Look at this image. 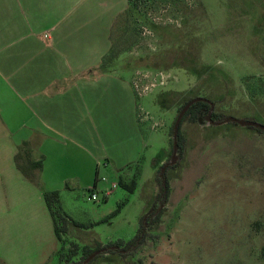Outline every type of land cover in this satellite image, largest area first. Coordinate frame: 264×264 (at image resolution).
I'll return each mask as SVG.
<instances>
[{"label": "rangeland", "instance_id": "rangeland-1", "mask_svg": "<svg viewBox=\"0 0 264 264\" xmlns=\"http://www.w3.org/2000/svg\"><path fill=\"white\" fill-rule=\"evenodd\" d=\"M112 44L116 57L100 71L128 78L135 90L138 116L145 120L138 162L121 175L104 162L99 175L113 180L110 186L102 181L88 189L70 180L58 190L71 220L59 241L43 184L25 177L9 151L13 138L4 133L0 264H264V132L227 121L264 124V0H136L118 18ZM197 97L209 99L217 117L209 120L206 112L183 122L182 150L172 165L171 126ZM28 152V146L19 151L26 167ZM166 163L170 192L162 203L157 169ZM120 177L137 179V190L117 186L105 196ZM121 202V211L108 219ZM160 205L165 211L149 225L143 245L111 251L123 250L119 242L135 238L142 216ZM33 210L41 219L29 225ZM16 214L24 220L13 230ZM100 243L97 255L99 250L85 255V246L95 250ZM73 244L78 254L67 260Z\"/></svg>", "mask_w": 264, "mask_h": 264}, {"label": "crops", "instance_id": "crops-1", "mask_svg": "<svg viewBox=\"0 0 264 264\" xmlns=\"http://www.w3.org/2000/svg\"><path fill=\"white\" fill-rule=\"evenodd\" d=\"M129 6L130 0H0V136H12L11 153L27 142L33 161L42 160L34 181L43 195L70 180L88 189L110 186L113 180L99 175L104 162L121 175L140 158L145 120L135 90L128 78L99 70ZM14 218L10 228L18 230L23 214ZM40 219L33 210L28 223Z\"/></svg>", "mask_w": 264, "mask_h": 264}, {"label": "trees", "instance_id": "trees-1", "mask_svg": "<svg viewBox=\"0 0 264 264\" xmlns=\"http://www.w3.org/2000/svg\"><path fill=\"white\" fill-rule=\"evenodd\" d=\"M136 0H130V5H132ZM130 7V6H129ZM122 15V14H121ZM120 15V16H121ZM119 16V17H120ZM118 17V18H119ZM116 23L115 25L117 24ZM114 25V28H115ZM112 37H113V33H112ZM116 57V53L114 52V46L112 44V48L110 50V52L108 53V55H106L104 57V59L102 60V63L99 67V70H103L104 67H102L105 64V61L107 60V58L112 59ZM190 57H192V55L190 54ZM193 100V99H191ZM191 100H189L188 102H186L183 107L188 104ZM212 105L211 103L208 102H196L194 103L189 110L186 112V114L184 115L183 119L181 120L180 123V127L177 131V133L175 132V121L176 118L171 126V132H172V137L171 138V150H170V155L172 158V154H173V147H174V136L176 135L177 137V143H178V154L180 155V152L182 150V146H183V134L181 133V126L183 124V122L186 119H191V120H197L200 115L202 113H210L212 111ZM180 108V111L182 110V108ZM211 116L212 117H217L216 114L211 112ZM223 122V121H222ZM259 129V128H258ZM260 131L264 132V130L259 129ZM29 144L27 142H25L22 146H28ZM29 147V146H28ZM22 148V147H21ZM20 148V149H21ZM20 151V150H19ZM20 154L18 152V154L16 155V161L18 164L19 169L22 171V173L25 174V176L27 178H29L30 180H35V175H34V171L37 169H41L43 166V162L42 160H38V161H33L30 155V152L27 153V160H28V167L24 166L23 164L20 163ZM166 164H163L162 166H160L157 169V172L159 173V182H160V191L157 194V199L159 201H161L162 203L165 202L168 199L169 196V192H170V185L166 179V173H164L162 171L163 167ZM168 169V167L166 168ZM29 170L32 171V173H28ZM118 184L120 187L126 189L129 193H134L138 187V181L137 179H133L131 182H126L125 180H123L121 177L118 180ZM44 198H45V202L46 205L49 209V212L52 216V220L54 223V230H55V234L58 238L59 241L62 240V234L63 233H67L68 231V227H69V223H70V218L68 217V215L63 211V208L61 206V199H60V192L58 190H54V191H46L44 192ZM125 204V202H121L118 206V208L107 218H111L113 216H115L116 214H118L121 211L122 206ZM163 205V204H162ZM160 205L158 207V209L156 210V206L153 207V209H150L149 211H147L141 218L142 222H141V226L140 229L138 231V234L135 236V238H133L130 241H123L121 240L119 243H123L124 247L123 250H120L119 247H117V249L112 248L111 251L112 252H129L131 250H136L137 248H139L141 245H143L146 241V237H147V230L149 225L153 224V223H157L159 222L161 216L164 213V208H162L163 206ZM106 218V219H107ZM74 225L77 226H85L84 224H80L76 221H72L71 222ZM102 244H98L97 249L93 250L88 246H85L83 251L85 253V255L87 257H89L91 254L95 253V251L100 250ZM79 251V246L77 244H73L68 256L66 257L67 260L72 259L75 255L78 254ZM62 257V256H61Z\"/></svg>", "mask_w": 264, "mask_h": 264}, {"label": "water", "instance_id": "water-1", "mask_svg": "<svg viewBox=\"0 0 264 264\" xmlns=\"http://www.w3.org/2000/svg\"><path fill=\"white\" fill-rule=\"evenodd\" d=\"M196 102H208V103H211L212 102L207 99V98H203V97H197V98H194L193 100H191L188 104H186L182 110L180 111V113L178 114L177 118H176V121H175V132L177 133L179 127H180V123H181V120L183 119L184 115L186 114V112L189 110V108ZM212 108H213V105H212ZM212 112V111H211ZM211 112L209 113L208 115V119H212V116H211ZM227 121H234V122H237L239 124H242V125H246V126H254L256 128H259V129H262L264 130V124H261L259 122H255V121H249V120H245V119H236V118H229ZM216 123V122H214ZM219 124L221 122H218ZM217 124V123H216ZM178 160V143H177V137L176 135L174 136V147H173V154H172V158H171V161H170V164H175ZM169 164L165 165L163 167V172L166 171V168L168 167ZM115 247V246H114ZM100 252L97 251L95 255H97L98 253ZM92 256V258L94 257Z\"/></svg>", "mask_w": 264, "mask_h": 264}, {"label": "built area", "instance_id": "built-area-1", "mask_svg": "<svg viewBox=\"0 0 264 264\" xmlns=\"http://www.w3.org/2000/svg\"><path fill=\"white\" fill-rule=\"evenodd\" d=\"M135 85V87H136V89H138V87H139V85H138V83H135L134 84ZM143 113H147V112H143ZM117 185H113V187L115 188ZM95 189V188H94ZM97 189V188H96ZM111 191H113V190H110L109 188L108 189H104V194H105V196H109L112 192ZM91 198L93 199V200H97L98 199V196H97V194L95 193V192H93L92 194H91Z\"/></svg>", "mask_w": 264, "mask_h": 264}]
</instances>
